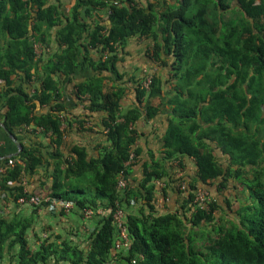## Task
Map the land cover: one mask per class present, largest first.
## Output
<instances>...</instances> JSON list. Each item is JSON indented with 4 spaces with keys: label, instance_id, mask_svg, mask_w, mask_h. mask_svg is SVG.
<instances>
[{
    "label": "trees",
    "instance_id": "trees-1",
    "mask_svg": "<svg viewBox=\"0 0 264 264\" xmlns=\"http://www.w3.org/2000/svg\"><path fill=\"white\" fill-rule=\"evenodd\" d=\"M65 3L69 14L62 12ZM159 6H143L135 0H0L3 123L19 140V131L34 126L27 134L37 138L41 130L56 148L47 159L40 143L23 147L19 157L12 158L20 162L9 167L3 193L17 203L24 195V176L34 175L53 160L54 184L41 197L72 201L79 211L105 210L86 251L69 241L59 249L46 239L33 252L27 240L30 222L0 216V260L6 250L20 245L17 264H264V0H163ZM54 30L58 47L51 52ZM134 37L153 41L152 59L161 73L152 76L149 89L143 86L148 77L134 81L137 105L126 112L122 101L127 89L105 92V79L99 76L76 84V97L88 103V111L105 114L103 130L109 145L98 159L89 160L84 148H76L72 161H62L63 126L68 120L62 85L71 83L82 66L109 72L116 78L112 81L124 80L117 68L119 49ZM36 43L45 45L49 55L36 60ZM92 51L99 54L98 60L91 59ZM166 72L169 76L164 79ZM34 78L38 88L31 96L23 85ZM167 85L175 94L168 101L173 111L164 138V160L183 167L182 158L193 159L196 179H172L164 163L153 161L143 166L144 178L134 186L131 167L142 153L135 124L143 115L149 120L158 116L160 109L146 102ZM47 105L51 107L47 114H35L39 106ZM76 120L82 129L88 128V119ZM216 151L226 157L225 163ZM133 154L135 162L126 166ZM122 171L129 184L119 192ZM158 181L186 186L180 190L183 216L158 215ZM10 182L15 186L9 187ZM198 183L217 184L219 192L246 187L250 194L244 204L238 200L237 220L222 219V214L232 212L233 201L228 198L227 209L213 197L209 211L196 207V196L205 189ZM117 203L125 211L128 250L116 249ZM135 207H141L139 215L132 214Z\"/></svg>",
    "mask_w": 264,
    "mask_h": 264
},
{
    "label": "crops",
    "instance_id": "crops-1",
    "mask_svg": "<svg viewBox=\"0 0 264 264\" xmlns=\"http://www.w3.org/2000/svg\"><path fill=\"white\" fill-rule=\"evenodd\" d=\"M162 1L163 0H138V2L142 3L143 6H150V4H153L155 7L157 6V8H160V6H166V4L164 5L163 3L159 6V2ZM167 1L170 2L172 0ZM68 6L69 3H65L62 8V12L65 14H69L70 12ZM102 16L106 21L105 23L110 25L104 13H102ZM56 29L58 30L59 28ZM57 30L52 32L50 39L49 51L51 52L56 50L58 47L56 42ZM152 43L153 41L147 37H134L119 49V57L121 60L117 63V68L121 75H125L124 80H120V82L112 81L111 79L113 77L115 78V76L109 72H102L88 66H82L74 73L71 83H65L62 85V100L66 106L68 118L67 122H65L63 126L66 129V135L64 138V145L60 149V152L63 154L62 161H72V156L74 155L73 150L76 148H84L89 160L98 159L103 152V148L109 145L103 130V118L105 117V114L90 113L88 111V103L76 97L74 90L75 85L83 83L92 77L99 76L100 78L105 79V92L113 91V88L116 87H123L124 89H127L125 98L122 101V111L126 112L133 109L134 106L137 105L135 90L136 84L134 81L143 78L146 79L147 77L154 76L162 71L161 67L152 59ZM47 55L49 54L45 53L43 58ZM90 57L92 60H98L99 54L92 51L90 52ZM170 69L171 68H167V70ZM168 76L169 73L167 74L166 72L165 76L162 77L167 79ZM16 79H19V77H16ZM58 79L64 82L63 78ZM23 88L29 92L31 96H33L38 88V83L34 78L29 83L25 82ZM174 94L173 87L170 85L164 86L163 93L155 95L151 100H147L146 102L147 106L152 105L160 109L158 116L149 120L143 115L142 118L135 124L136 130L141 134L137 143L139 144V147L142 148V153L140 157H138L137 162L131 167L130 181L134 186H138L144 178L143 166L147 162L148 164H151L153 161H161L164 163L168 169V174L172 176V179L185 177L188 182H192L196 179L197 167L193 159L188 157L182 158L183 167L179 166V162L172 163L170 160H164L166 157L164 138L170 127V115L173 111V106H170L168 101L174 98ZM50 110L51 107L48 105L43 107L39 106L35 114L45 115ZM5 112L6 109L0 104V124L4 122L3 116L5 115ZM76 119H88V128L82 129ZM69 121L71 122L70 125H68ZM29 128L30 129L25 128L24 130L19 131V136L22 139L19 140V137L17 138L15 136L17 141L20 143L22 150L23 147H31L34 142H38L40 143L41 152L48 159L47 153H53L56 151L55 146L51 143L50 137L43 136L42 131L38 130V137L36 138V136H33L32 134H27V132L32 131L35 127L30 126ZM22 150H20L17 144L2 128V131L0 130V161L17 158ZM16 154L19 155L11 157ZM216 155L220 158V160L223 159L222 162L225 163L226 157L218 151H216ZM17 161L20 162L19 160H16V162ZM50 162L51 164H49L48 167H39L34 175L24 176L21 181L23 191L25 190L29 194L42 196L44 193L52 189L54 184L53 176L55 175L56 167L53 160ZM64 162L62 166L63 169L66 167ZM9 167L12 166H8V162L0 164V168L3 169L0 171V216L10 221L30 222V226L27 230V240L31 250L33 252L37 251L42 242L46 239H49L50 243L56 244L59 249H63L64 242L69 241L71 246L78 247L82 251L88 250V238L90 234L95 231L96 223L103 215L86 218L83 211H79L75 206L70 211L57 210L56 212H51L48 210L47 206L41 209H35L26 204L21 205L18 202L15 203L11 200H7L5 193H3L4 191L2 186L3 179ZM164 180L167 181V179ZM163 182L159 183L158 181L156 185V207L158 215L179 213L183 216L185 213L182 209L184 197L180 192V183L177 184L178 186L173 184L167 186ZM8 186L14 187L15 184L10 182ZM198 186L209 190L212 197L219 203V205L224 206V208L226 207V209L227 198L238 203V198L242 200L246 197V194L243 195L242 189H239L238 191H235L234 189L227 191L225 189L219 192L217 184L213 187H208L198 183ZM91 192L92 191H89V194H91ZM140 208L141 207H135L132 209V214L139 215V211L141 210ZM187 215L190 216L191 214L188 212ZM20 248V245H16L11 252L6 250L4 258L0 260V264H17Z\"/></svg>",
    "mask_w": 264,
    "mask_h": 264
},
{
    "label": "built area",
    "instance_id": "built-area-1",
    "mask_svg": "<svg viewBox=\"0 0 264 264\" xmlns=\"http://www.w3.org/2000/svg\"><path fill=\"white\" fill-rule=\"evenodd\" d=\"M138 2V0H135ZM47 47L43 45L42 43H36L35 44V59L39 60L43 55L45 54V51H47ZM108 54H105L104 60H106ZM152 82V76L148 77L144 82L143 86L147 89L150 88ZM27 129H30L27 127ZM133 162H135V155H131L130 161H128L125 165H131ZM16 163V161L9 159L8 166H13ZM3 169L0 168V171ZM128 180L126 178L125 171L120 172L118 177V185L117 188L119 192H124L128 187ZM179 187L181 190H186V186L181 183L179 184ZM24 195L18 199V203L23 205H29L35 209H41L45 206H47L48 210L51 212H56L57 210H64V211H70L74 208L75 203L72 201H63L56 198H44L38 195L29 194L25 190L23 191ZM213 201L212 196L209 194V192L206 189H202L198 192L195 203L196 207H199L200 209H203L205 211H209L210 205ZM116 211L113 215L117 230H118V239L116 241V249L123 250V249H130L131 248V240L128 236L127 226H126V220H125V211L121 208L120 203H117L116 205ZM83 214L86 218H92L95 216H100L105 214V210L100 208L97 210L93 209H85L83 210Z\"/></svg>",
    "mask_w": 264,
    "mask_h": 264
},
{
    "label": "rangeland",
    "instance_id": "rangeland-1",
    "mask_svg": "<svg viewBox=\"0 0 264 264\" xmlns=\"http://www.w3.org/2000/svg\"><path fill=\"white\" fill-rule=\"evenodd\" d=\"M227 1H228V2H232V0H227ZM197 10H198V8L196 9V11H197ZM211 11H212V9L210 8V12H209L210 14H209V17L211 16V18H212L213 15H211ZM261 129L264 130V124H262ZM240 183H241V182H240ZM239 188L242 189V191L246 194L247 197L249 196L250 191L247 190L246 187H242V188H241V186H239ZM248 193H249V194H248ZM76 197L79 198V196H76ZM243 199H244V198H243ZM243 199L240 200V199L238 198V200H240V202H242V204H244ZM246 199H247V198H245L244 200H246ZM254 204L257 205L256 200H255ZM231 208H232V212H231V213H227V214H224V215L222 214V215H221V213H218V212H217V216L220 217V215H221L223 220H225V219H228V220H237L238 217H237V215H236V212L238 211L239 205L234 201V202H233V207H231ZM224 223H226V221H224Z\"/></svg>",
    "mask_w": 264,
    "mask_h": 264
},
{
    "label": "water",
    "instance_id": "water-1",
    "mask_svg": "<svg viewBox=\"0 0 264 264\" xmlns=\"http://www.w3.org/2000/svg\"><path fill=\"white\" fill-rule=\"evenodd\" d=\"M0 126L6 131V133L10 136V138L17 144V146L20 148V150H22V147H21L20 143L17 141L16 137L13 134L8 132V130L6 129L5 124L1 123ZM18 155L19 154L12 155L11 157H15V156H18Z\"/></svg>",
    "mask_w": 264,
    "mask_h": 264
}]
</instances>
